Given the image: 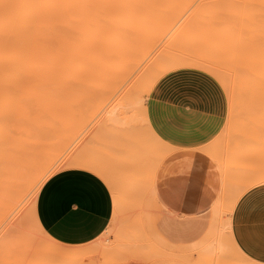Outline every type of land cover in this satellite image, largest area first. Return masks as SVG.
<instances>
[{
  "label": "rangeland",
  "instance_id": "rangeland-1",
  "mask_svg": "<svg viewBox=\"0 0 264 264\" xmlns=\"http://www.w3.org/2000/svg\"><path fill=\"white\" fill-rule=\"evenodd\" d=\"M98 3L99 24L103 27L107 25L106 27L115 28L120 32L115 45V41L109 44L108 38L104 37V42L105 39L107 40L105 45L102 39L104 51L101 54L103 56L101 60L104 58L106 61L111 59L110 62L115 64L123 63L122 66L125 67L120 66V70L123 68V71H120V78L118 80L109 79L108 75L103 72L94 80L85 76L88 71L84 68L83 71L86 70V72L81 80L77 76L65 80L64 78L62 80L53 79L51 83L41 85L49 86L52 93L48 92L47 95L24 94L19 102L20 105L17 103L18 106L15 104L13 106L7 103L0 107L1 117H8L13 124L7 133L2 132L4 136L12 133L16 138L18 134L21 135L16 127H33L36 129L34 133L36 131L38 133H33V136L37 137L46 130L48 133L45 131L43 136L47 137L43 138L40 135L39 138L44 139V141L41 140L42 143H39L36 137L34 140L39 144L44 143L45 151L49 146L50 149H48L52 154V161L47 160L48 157L44 158L46 160L44 162L46 164L48 162L50 168L48 167V171L45 169L44 178L42 174L43 180L40 178L36 183L37 186L25 181L26 184L23 187H18L19 192L16 191V198L19 197L15 199L16 203H14L13 195L10 196L8 193L2 196L1 193L4 191L0 189L3 191L0 193V202H3L1 203L3 206H0L1 212L4 209L5 212L8 210L11 213L7 214L3 211L5 213L3 216V212L0 213V264H234L235 262L243 264L241 261L243 257H240L241 260L239 258L240 249L242 251L240 255L244 252L245 256H241H244L245 260L249 258H254L253 261L258 260V257L251 255L242 247L235 235H233L235 241L230 238L229 231H227L230 229L228 226L233 225L234 214L239 202L249 191L258 187V185L249 187L251 180L255 182L263 178L260 176L264 172V98L258 96V81L254 77L246 78L240 73L241 71L236 75L226 73V78L230 83L228 87L214 73L205 68L186 65L163 73L147 91H142V94L137 85L132 90L133 93L124 91L127 82L140 77L138 76L139 72H142L140 69L148 60L155 65L166 59L201 56L210 52L218 59L223 57L221 62L226 61V64L224 62L223 64L233 70L235 67L238 69L243 56L251 53L254 49L253 43L258 41V0H114L113 2L100 0ZM88 6L93 7L94 2L89 3ZM146 33L152 35L149 34V36ZM134 34L137 35L134 36ZM148 39L150 44L146 41ZM124 41L139 44H131L134 47H129L130 43L125 44ZM108 45L110 48L105 51ZM144 45L147 50L144 49ZM111 48L118 49V51H113ZM143 49L147 51L144 55ZM136 53L141 56L139 57L140 62L134 59V57L138 59ZM236 61L237 64H235ZM182 70H194L207 76L214 82L218 93H221L226 100L224 124L220 131L203 146V149L214 157L220 167L221 189L209 208L191 216L171 214L153 197L150 188L151 174L157 162L170 152L171 147L162 139H158L154 132L149 131L144 111L146 98L158 82L168 74ZM111 71L114 69L110 70V74H114ZM115 82L118 83L115 84ZM27 87H34V85H27ZM128 93L131 96H127V100L125 96ZM119 101H124L122 102L124 104H120ZM23 104L28 106L27 109L22 108ZM37 127L43 129L41 128L38 132ZM2 133L0 132V136ZM230 133L231 136H229ZM4 136L1 137L4 138L3 144L6 146V139H11L12 136L11 134V137L6 136L5 138ZM11 140L9 146H11ZM15 140L13 142L16 143L12 146L18 144L20 148L17 143L18 139ZM34 143L30 145L27 143L31 151H43L40 145H37V148ZM7 149L0 147L1 165L2 158L6 157L1 150L9 152ZM41 153H37L38 156H36L39 157ZM233 153H238L241 157ZM35 159L38 161L37 158ZM41 160H39L40 164ZM236 160L238 164L235 163ZM99 161L107 167L98 164ZM249 161L255 169L251 165L249 167ZM242 163L244 167H239ZM46 164L45 166L42 164L44 168H47L48 164L47 166ZM71 167H84L98 171L97 173L110 187L113 197L112 215L108 225L94 239L78 245L64 244L52 239L47 235L36 213L37 197L47 179L64 168ZM259 169L262 171L260 172ZM1 177L0 172V185L3 181ZM4 205L9 208L6 209ZM14 213L16 216L13 215ZM219 241L223 245L218 243L217 246L220 247L214 249L218 248L220 254L223 251L222 259L224 260L221 261V255L219 256L215 250L213 253H216L220 260L217 257L218 261L215 259L211 261L209 259L214 258L215 255L212 253L213 256L210 257L209 250L211 251L214 247L211 248V245ZM231 241L234 245L236 244L235 249ZM223 247L226 249L220 250ZM227 251L230 256L223 258V254L226 255ZM19 256H21L20 259ZM245 260L247 264L248 260L247 262ZM255 264H257L256 261Z\"/></svg>",
  "mask_w": 264,
  "mask_h": 264
},
{
  "label": "bare ground",
  "instance_id": "bare-ground-1",
  "mask_svg": "<svg viewBox=\"0 0 264 264\" xmlns=\"http://www.w3.org/2000/svg\"><path fill=\"white\" fill-rule=\"evenodd\" d=\"M99 1L100 0H0V107L2 104L4 105L7 103H11V105H13V106H14V104L16 106L20 105L21 103H19V102L22 98V95H24V94L25 95H28V94L47 95L48 92L52 93V91H51L52 89L50 88L51 90H49V86L48 87H44V86L51 83L53 79H55V80L61 79L62 80L64 78V80H65L66 78L77 76V77H79V80H81L84 76V72H86V70L83 71L84 68H86L88 71L87 72L88 75L85 73V76L91 77L94 80H96L98 78V76L103 72H104L103 74L108 75L109 79L118 80L120 78L119 77V76H121L120 71L125 67V66L124 67L122 66L123 63L122 64H115L113 62H110L111 59L108 56H106V57H108L110 59V61H106V59L104 60V58L101 60V58L103 57L101 54L104 51V47H103L104 43L106 45V41L108 40V42H110L109 44H113V42L115 41L114 42V45H115V43L117 42V38L120 37L119 36L120 34H118L120 32L117 31V29H115V28L106 27L107 25L105 27H103L99 24V22H98L99 17H100V8H99V3H98ZM113 1L114 0H110V2H113ZM92 2H94V6L93 7L88 6V4L92 3ZM125 33H123V35H125ZM147 34L148 33H146V35ZM135 35H137V34H134V36ZM150 35H152V34H150ZM129 36H131V34ZM129 36H128V39H129ZM132 36H133V34H132ZM104 37L108 38L107 40L105 39V42H104ZM123 37H125V36H123ZM144 37L145 36L143 34V38ZM134 38H136V37H134ZM147 38H148V36L146 37V39ZM102 39L104 42L103 45H102ZM125 40H127V39H125ZM132 40H134L133 37H132ZM136 40H138V39H136ZM144 40H145V38H144ZM146 41L148 42L149 39ZM108 42H107V44H108ZM126 43H130V42L127 41V42H125V44ZM131 44H136V43L135 42L130 43V45H128V46L129 47L133 46ZM137 44H139V43H137ZM253 44H254L253 51L252 52L250 51L251 53L246 52L247 54L245 56H243V59H241L242 61L239 63L238 69H236V67H235V70H233L229 66L225 65L226 61L221 62V58H223V57H220L218 59L216 55H215L216 57H214L211 55L210 52H206V53L202 54L201 56H184V57H180L177 59H166V60H163L160 63L155 64V65L150 63V61L148 60L147 63L144 64V66L140 69V70H142V72L141 73L139 72V74H138V76H140V77L137 79H139V80H137V79L131 80L130 79L131 80L130 82L125 81V82H127V85L124 86V88H125L124 91L125 92L130 91L131 93H133L132 90H134V87L137 85L139 87L140 94H142V91H145V90L147 91L150 88V86L152 85V83L163 73H166V72H168L172 69L178 68L180 66L193 65V66H201V67L205 68L206 70L210 71L211 73H214V75H216L222 81V83L228 87L230 86V83L228 82V80L226 78V76H227L226 73L229 75H231V74L236 75L239 71H241L240 73H242V75H244L246 78L248 77L250 79V78L254 77V79L256 81H258V96L264 98V0H258V41L256 40ZM145 45H146V43H145ZM109 46L110 45H108V47L106 48L105 51H107V49L110 48ZM121 46H123V45H121ZM139 47H140V45H139ZM135 48H138V47H135ZM142 48H143V46H142ZM144 49H146V46L144 47ZM144 49H143V55H144V52H147ZM115 50L118 51V49H114L113 51H115ZM128 50H130V52H131V49L128 48ZM128 50H126V51L128 52ZM141 52H139V53H141ZM243 52H241V53H243ZM105 53H103V55ZM136 54L138 55V53H136ZM136 54L134 56H136ZM214 54H217V53H214ZM122 55H124V54H122ZM129 55H127V56H129ZM109 56L112 58L111 54ZM129 57H131V56H129ZM139 57H141V56L138 55V59H136L137 57L136 58L134 57V59L136 61L139 60V62H140ZM131 58H133V57H131ZM147 58H148V56H147ZM147 58H145V59H147ZM237 58H238V56H237ZM123 59H124V57H123ZM231 59H232V57H231ZM119 60H122V59H119ZM228 60H230V59H228ZM237 61H240V60H237ZM237 61L235 64H237ZM125 62H126V60H125ZM130 62H132V61H130ZM145 62H146V60H145ZM223 62L225 64H223ZM228 62H230V61H228ZM231 62H232V60H231ZM118 63H119V61H118ZM232 64H233V62H232ZM131 65L132 64H130V66ZM120 66L123 67L121 70H120V68H121ZM113 69H114V71H111V72H114V74L111 75L110 70H113ZM128 69H130V68H128ZM130 71H128V72H130ZM135 72H136V70H135ZM133 78H134V76H133ZM128 80H129V78H128ZM114 81H111V82H114ZM118 82H115V84ZM137 82H138V84H137ZM21 85H24V86H21ZM27 85H34V87H27ZM41 85H44V86H41ZM119 94H121V93H119ZM122 95H124V94H122ZM114 96H116V94ZM127 96H131L130 93H128L125 96L126 99L128 98ZM122 98H121V100L124 99V98L123 99ZM13 99H15V101ZM116 102H118V101H116ZM122 102H124V101H122ZM122 102H120V104H122ZM17 103H18V105H17ZM114 103H115V101H114ZM116 104L117 103H115V105ZM21 106L24 110L27 109V107H28L27 105H24V104ZM1 116H2V114H0V132L2 133V132L6 131V133H7V131L12 128L13 124L8 117L4 118ZM146 117H145V119H146ZM257 117H258V115H257ZM146 122H148V120ZM147 124H148L147 126L149 127V131L151 130L150 132H154L152 130V128H150V126H149L150 124L149 123H147ZM240 124H242V122ZM16 128H17V130H20L17 132H21V135L18 134L17 135L18 137L16 136V138L18 140L12 135V133H10L13 138L10 136V134L6 135V136H10L11 139H13V140L7 138L6 139L7 144L5 146L3 144L4 138L2 139V137H1V136H4V134L2 133V135L0 136V138H1L0 140L2 141V142L0 141V143L2 144V146H0V147H2V149H3V147H4V149L5 148L7 149V147H8L7 151L9 150V152H5L6 150H4V151L1 150V152L3 154L5 153L6 157L2 158V160H1L2 165L0 164L1 165L0 166V172H1V176H2L1 180L3 178V181H1V182L5 183V184L1 183L2 187L0 185V189L2 188L3 191L7 194H5L2 190L0 191V193L1 192L4 193V194L1 193L2 196L8 195V193L10 196L13 195V197H15L13 199L15 201L14 203L17 202L15 199L19 198L18 196L16 198V195H17L16 191L18 190L17 192H19L18 187L19 188L23 187V185L26 184L25 181L27 183L32 182L33 184L36 185V183L40 180V178L42 179V174H43V178H44V171H45V169H46V171H48L47 169L49 167L48 162H47V164H48V166H47V164L45 163L46 160L44 158L47 159V157H48L47 160L50 159L49 161H52V154L50 153L49 146H47L49 149L47 148V151H45L46 148L43 146L44 143L39 144V143H42V141H44V139L42 140V138H41L42 141L39 139L40 135H42L43 138L47 137L45 135L43 136V133L45 134L46 130L43 131L42 134L40 133L39 136L37 137L36 135L33 136V133L36 130V129H33V127H23V128L16 127ZM40 129H39V127H37L38 132L40 131ZM244 130H246V129H244ZM35 133L38 134L37 131ZM227 135H228V133H227ZM6 136H4V137L6 138ZM229 136H231V133ZM34 137H36V139L38 138L39 143H38V141L34 140L35 139ZM252 137H253V135H252ZM14 138L17 140V143H19L20 148H19L18 144H17V146H12V145H15V143H16V142L15 143L13 142L15 140ZM158 139H160V138L158 137ZM10 140H11V146H9ZM45 140L48 141V139H45ZM12 142H13V144H12ZM32 142H35L34 144L36 145V147H37V145L38 146L40 145V147L44 148V149H42L39 147L44 152L41 151L42 152L41 153L40 151L37 152V150L36 151L33 150L34 154H35V152H36V154L35 155L32 154L33 151H31V148L29 147L30 143H32ZM4 143H5V141H4ZM27 143L29 145H27ZM225 144H227V143H225ZM46 145H47V143L45 144V146ZM227 149H230V148H227ZM17 151H19V152H17ZM39 152L42 155H44L43 157H42V155H40L43 158V160H41L42 158L40 156L37 157L38 156L37 153L40 154ZM7 153H9V154L7 155ZM238 153L240 154L239 151H238ZM238 153H233V154H236V156H237ZM225 154H226V152H225ZM239 157H241V155H239ZM35 158H37L38 161ZM232 158L233 157H231V159ZM259 159H261V158H259ZM39 160H41V164H40ZM44 160H45V162H44ZM79 160L81 162V158H79ZM65 161H67V160H65ZM71 161H72V159H71ZM71 161H69V162H71ZM75 161H77V160H75ZM232 161L233 160H231V162ZM72 162H74V161H72ZM82 162H84V160ZM88 162L90 163V161H88ZM263 162H264V159H263ZM99 163L101 164L102 161L101 162L99 161L98 164ZM235 163L238 164V161ZM249 163H250V161L248 162V165L250 167L251 163L250 164ZM42 164L44 166L46 164L47 168L46 167L44 168ZM84 164H85V162H84ZM246 164H247V162H246ZM90 165H91V163H90ZM101 165L104 167L106 166L104 164H101ZM101 165H99V166H101ZM243 165L244 164L242 163V165L239 167H242ZM50 166H51V164H50ZM93 166H95V165H93ZM251 166H252V168H254L253 165H251ZM239 169L240 168H238V170ZM244 170H242V171H244ZM252 171H254V170H252ZM261 171L262 170H260V172ZM236 173H238V172H236ZM239 173H240V171H239ZM251 173H253V172H251ZM263 174H264V172L261 173L262 176H260V178L261 177H263V178L258 179V180L254 179L255 182H252V180H251V184H249V187L254 186V185H258V187H260V186L264 185ZM255 177H256V175H255ZM242 181H243V179H242ZM21 183H23V184H21ZM6 189H7V191H6ZM10 202L12 203L13 201H10ZM1 203H3V202H0V206H3ZM4 203H5V201H4ZM7 205H4V207L6 208ZM7 208H9V207H7ZM10 208L12 209L11 205H10ZM11 209H9V210L11 211ZM15 209L16 208H14V211H15ZM3 211H4V209H3ZM2 212H1V208H0V213H2ZM4 212L2 213V216L5 215V213L8 214L9 211L7 210V212H5V213ZM13 215L16 216L15 213ZM228 228H230L231 230L230 229H228V230L226 229V230L229 231L230 238H232L234 240L233 235H235V234H234L233 225L231 227L228 226ZM226 230H224V231H226ZM41 231H43V230H41ZM224 233H227V232H224ZM226 236H229V235H226ZM218 243H220V245L222 244V242L219 241L216 244L211 245V248H212V246H214L213 249L216 247H220V246H217ZM231 243H233V242L231 241ZM233 245H234V243H233ZM235 246H236V244L234 245V249H235ZM203 247H205L204 244H203ZM230 247L228 249H230ZM209 248H210V245H209ZM226 248H227V245H226ZM226 248L223 247V248H220V250L226 249ZM237 248L238 247H236V250L239 251V249H237ZM213 249L211 251L209 250V252L211 253L210 257L213 256L212 253L215 252V250L217 251L216 253H219L218 248L214 249V250ZM230 251H232V250H230ZM26 252H28V251H26ZM30 252H28V253H30ZM68 252H69V250H68ZM222 252H221V254L219 253V256L221 255V259H222ZM241 252L242 251L240 249V251L238 252L239 258L243 257L242 260H241V258H240V260L243 261V264H244L245 263L244 262L245 254L243 252L241 255H244V256H241L240 255ZM216 253H213L215 255L214 258L212 257L209 260L212 261L213 259H215V260L219 259L218 255ZM229 254L230 253L227 251L226 255L223 254V256H224L223 258H225V257L227 258V256ZM20 257L21 256H19V259H20ZM232 259L235 261L234 257ZM250 259L252 261H250ZM223 260L224 259H222L221 261H223ZM247 260H248V262H247ZM247 260H245L247 262V264L248 263L250 264V262H252L251 264H255V261L257 262V264H264V258H261V257H258V260H255V261H253L254 258L253 259L249 258ZM234 261H233V263H234ZM238 262H240V261H238ZM234 264H237V263L235 262Z\"/></svg>",
  "mask_w": 264,
  "mask_h": 264
},
{
  "label": "crops",
  "instance_id": "crops-1",
  "mask_svg": "<svg viewBox=\"0 0 264 264\" xmlns=\"http://www.w3.org/2000/svg\"><path fill=\"white\" fill-rule=\"evenodd\" d=\"M225 111L226 100L214 82L194 70L168 74L146 98L150 128L171 147L150 178L154 199L169 213L195 215L217 198L222 172L203 146L222 128ZM260 187L239 202L233 229L248 253L264 258V185ZM112 198L110 187L96 171L64 168L40 190L36 213L52 239L78 245L94 239L108 225Z\"/></svg>",
  "mask_w": 264,
  "mask_h": 264
}]
</instances>
